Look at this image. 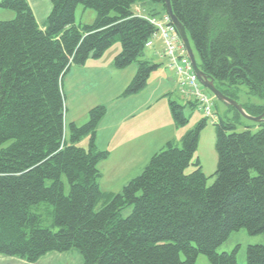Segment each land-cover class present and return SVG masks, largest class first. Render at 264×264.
Returning a JSON list of instances; mask_svg holds the SVG:
<instances>
[{
	"label": "trees",
	"instance_id": "16d2710c",
	"mask_svg": "<svg viewBox=\"0 0 264 264\" xmlns=\"http://www.w3.org/2000/svg\"><path fill=\"white\" fill-rule=\"evenodd\" d=\"M139 1L51 0L52 9L40 25L27 0H0V8L14 12L0 20V254L32 262L76 248L82 264H195L199 254L211 264H264V244L248 245L245 263L237 262L235 249L216 252L233 231L264 232V120L254 122V132L249 126L237 131L235 118L213 113L218 162L212 184L207 185L194 159L209 118L203 116L180 140H169L153 153L142 172L116 194L102 192L98 183V163L108 152L96 148L95 137L106 107L94 106L82 125L69 123L66 137L63 78L72 65L100 58L119 41L113 66L138 62L122 96L140 92L158 67L137 60L155 31L133 11ZM149 1L160 4L161 11L147 15L167 14L164 0ZM79 4L95 11L92 23H75ZM170 4L199 68L237 102L238 87L245 86L263 103L240 104L250 115L261 114L264 0ZM177 91L196 108L193 98ZM168 101L174 125L184 126V106ZM227 111L240 115L232 106ZM84 137L87 145H79ZM190 165L194 169L187 173ZM129 206L130 214L123 217L121 211ZM44 215L50 217L48 225Z\"/></svg>",
	"mask_w": 264,
	"mask_h": 264
},
{
	"label": "rangeland",
	"instance_id": "374dc122",
	"mask_svg": "<svg viewBox=\"0 0 264 264\" xmlns=\"http://www.w3.org/2000/svg\"><path fill=\"white\" fill-rule=\"evenodd\" d=\"M136 5L141 6L143 9H147L144 13H150V11L154 10L158 13L161 11V5L158 3H153L149 0H143L135 3ZM3 9V8H2ZM13 12V11H12ZM142 13V12H141ZM144 13H142L144 15ZM14 14V12H13ZM14 16V15H13ZM12 16V17H13ZM96 13L93 9L84 8L82 5H78L75 8V23L77 25H83L87 23H92L95 19ZM158 16V15H157ZM120 46L119 41H114V43L110 46L111 50ZM110 52V51H107ZM108 53H106L107 56ZM115 57V56H114ZM113 57V60H114ZM99 59V58H97ZM95 60V59H88ZM112 60V64H113ZM137 60L141 61H149L151 64L155 63V60L148 55V49L145 47L141 55L137 58ZM157 63V62H156ZM85 64V63H84ZM136 67L138 66V62H133ZM72 68L66 73L63 78V92L65 95V122L67 125V139L69 138V123L74 122L76 125H82L89 119L90 110L96 106L95 103H100L105 98L109 96L106 91V87L108 85V76L106 73H96V72H88L85 78H82V70L83 69H73ZM153 71L150 72L153 73ZM105 76L104 79L99 80V77ZM150 76V75H149ZM149 79V78H148ZM148 82V81H147ZM206 93L210 96L212 94L204 89ZM239 103L250 102L261 104L260 98L257 96L247 94V89L243 85H239L238 87ZM175 100L178 104L183 105V113L187 118V122L184 126L179 128H183L184 132L195 127L198 121L203 118V114L200 111H197L194 106L190 105L183 99L182 95L174 91L173 94H166L164 98H170ZM213 97V96H212ZM161 104V103H159ZM169 104V101H168ZM100 105V104H97ZM158 107V105H157ZM212 112L216 114V116L223 117L227 115L228 118H235L237 121L236 130L242 131L246 126L250 127L251 131H256L257 127H255L254 122L239 115L235 116L234 111H227V107L220 101H218L214 97V104L212 106ZM156 119V118H154ZM160 123H157L152 126L153 137L152 141H147V145L144 146L145 152L150 153L148 158H146V163L150 156L163 148L169 135H172V131L170 129V124L165 120L163 116H160ZM180 140V138H179ZM176 141V140H174ZM178 141V140H177ZM216 133L214 125L212 124V118L209 117L207 119L205 127L200 131L199 141L197 144V149L194 154V159H199L202 171L208 177L207 185L213 183L215 176L213 175L217 169V153H216ZM88 143V138L84 137L80 140L79 145L86 146ZM107 144V139L104 140L103 145ZM180 143L178 142V146ZM108 155L105 159H102L98 163V168L101 171L102 176L98 180L100 190L104 193H119L122 190V187L133 177L139 175L145 164L138 159H130L124 157L117 153V151H108ZM145 163V162H144ZM194 169V166L190 165L186 172L189 173ZM62 181L65 185V192H68V184L64 177H62ZM102 201H99L95 209H99L102 206ZM46 204H42V210H46ZM50 209V207H49ZM132 207H126L121 211V215L126 217L130 214ZM44 218V224L48 225L50 223V217ZM46 219V220H45ZM255 244H264V232L249 235L244 228H241L237 231H233L230 233L228 238L221 243L217 248V253L227 252L230 253L235 249V258L238 263L246 262V248L248 245ZM0 264H82V256L76 248H72L69 251L65 252H49L45 255H42L36 261H26L25 259L17 256H5L0 254ZM195 264H211L205 255L199 254L195 260Z\"/></svg>",
	"mask_w": 264,
	"mask_h": 264
},
{
	"label": "crops",
	"instance_id": "0c3cea01",
	"mask_svg": "<svg viewBox=\"0 0 264 264\" xmlns=\"http://www.w3.org/2000/svg\"><path fill=\"white\" fill-rule=\"evenodd\" d=\"M27 1L35 20L42 25L52 9L51 0ZM134 6L132 9L138 15L147 11L139 5H136L135 8ZM146 14L144 13V15ZM13 15L12 11L0 8V20L10 19ZM120 49V46L113 50L109 47L99 59L87 60L83 65L73 66V69H83L82 78H85L90 71L107 72L108 85L105 92L109 96L100 103H95V105L101 104L106 107V113L96 130V148L105 151H117L118 154L132 160L142 161L145 158L143 164H146V158L152 151L148 154L145 152L144 146L147 145V141H152V126L160 123V116H163L170 124L172 135H169L168 141H177L184 133L183 128L174 125L168 98H164L166 94H173L175 90L177 91L175 76L173 71L166 66L162 56L163 43L161 39L154 38L151 46L147 49L149 57L155 60L158 67L150 74L147 85L140 92L122 96L123 90L134 76L137 67L135 64H130L124 68L113 66V57L120 52ZM106 53H108L107 56H104ZM104 77H99V80L104 79ZM105 139H107V144L103 145Z\"/></svg>",
	"mask_w": 264,
	"mask_h": 264
},
{
	"label": "built area",
	"instance_id": "2783aa9c",
	"mask_svg": "<svg viewBox=\"0 0 264 264\" xmlns=\"http://www.w3.org/2000/svg\"><path fill=\"white\" fill-rule=\"evenodd\" d=\"M144 17L155 27V31L145 42V47L151 46L154 38L161 39L162 56L166 66L174 73L177 89L184 96L193 98L197 110L204 116L214 117L212 112L214 97L204 91L205 88L194 72L176 27L171 23L169 16L162 14L160 16L145 15Z\"/></svg>",
	"mask_w": 264,
	"mask_h": 264
},
{
	"label": "water",
	"instance_id": "95a60500",
	"mask_svg": "<svg viewBox=\"0 0 264 264\" xmlns=\"http://www.w3.org/2000/svg\"><path fill=\"white\" fill-rule=\"evenodd\" d=\"M164 3H165V8H166V13L169 16L171 23L176 27V30L184 45L186 54L191 62L193 70L196 73L203 87L207 89L218 101L222 102L226 107H229V106L234 107L240 113L241 116L253 122H260L264 120V111L259 115H250L244 110L243 106L239 102L235 101L232 98L225 96L219 89L215 87L214 81L205 72H203L199 68L197 64L195 52L191 46L190 39L188 37L186 29L183 26V24L177 19V17L173 14V11L171 9L170 0H164Z\"/></svg>",
	"mask_w": 264,
	"mask_h": 264
}]
</instances>
